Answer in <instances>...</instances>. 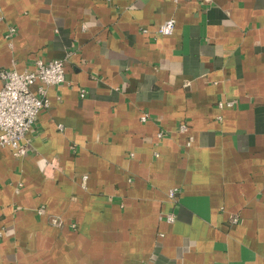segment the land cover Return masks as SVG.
<instances>
[{
	"label": "crops",
	"instance_id": "1",
	"mask_svg": "<svg viewBox=\"0 0 264 264\" xmlns=\"http://www.w3.org/2000/svg\"><path fill=\"white\" fill-rule=\"evenodd\" d=\"M38 59L66 82L0 147V264H264V0H0V71Z\"/></svg>",
	"mask_w": 264,
	"mask_h": 264
},
{
	"label": "built area",
	"instance_id": "2",
	"mask_svg": "<svg viewBox=\"0 0 264 264\" xmlns=\"http://www.w3.org/2000/svg\"><path fill=\"white\" fill-rule=\"evenodd\" d=\"M189 0H175V2ZM209 2V0H201ZM175 19H169L157 27L156 32L163 35H172L175 31ZM147 32V30H144ZM15 33V28L10 29L9 38ZM66 63L64 60L44 61L38 59L34 62L31 70L19 72L17 70H1L0 71V147H10L13 149L14 155L23 157L27 154V146L23 144L26 135L32 130L37 122L40 112L51 107V101L48 96V88L60 85L66 82ZM39 84L36 90L33 86ZM85 89L81 90V97H85ZM233 103L219 102L220 107L226 105L231 106ZM150 119L148 113L141 116V121L146 122ZM187 125H180V132H187ZM163 132L157 134L158 138H162ZM192 139H188L187 146L191 145ZM88 177L85 176L84 180ZM180 190L172 188L168 191L169 199L178 203ZM169 223H173L177 219L174 211L165 215ZM238 217L232 219L238 222ZM56 223V221H54Z\"/></svg>",
	"mask_w": 264,
	"mask_h": 264
}]
</instances>
